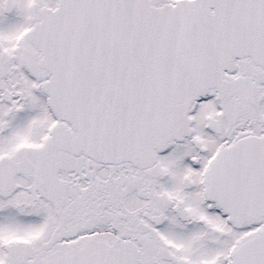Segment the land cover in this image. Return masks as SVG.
<instances>
[{
  "label": "snow or ice",
  "instance_id": "1",
  "mask_svg": "<svg viewBox=\"0 0 264 264\" xmlns=\"http://www.w3.org/2000/svg\"><path fill=\"white\" fill-rule=\"evenodd\" d=\"M0 264H264V0H0Z\"/></svg>",
  "mask_w": 264,
  "mask_h": 264
}]
</instances>
